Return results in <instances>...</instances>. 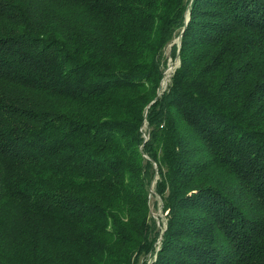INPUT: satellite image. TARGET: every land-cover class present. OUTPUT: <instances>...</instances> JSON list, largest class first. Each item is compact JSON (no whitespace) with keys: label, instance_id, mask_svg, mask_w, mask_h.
<instances>
[{"label":"trees","instance_id":"16d2710c","mask_svg":"<svg viewBox=\"0 0 264 264\" xmlns=\"http://www.w3.org/2000/svg\"><path fill=\"white\" fill-rule=\"evenodd\" d=\"M188 2L0 0V264H264V0Z\"/></svg>","mask_w":264,"mask_h":264},{"label":"rangeland","instance_id":"374dc122","mask_svg":"<svg viewBox=\"0 0 264 264\" xmlns=\"http://www.w3.org/2000/svg\"><path fill=\"white\" fill-rule=\"evenodd\" d=\"M190 2H191V0H189L188 6H189ZM188 16H189V14H188ZM181 32H182V30H181ZM181 32L179 31L177 34H175L173 36V38L171 39V41L168 42L166 44V46L164 47V49H163V59H164L163 68H164V70H163V76L161 78L159 87H162V85H164L163 87L166 86L170 76L172 75V71H174L175 67L179 65V55H178L177 52H176L177 54L175 56L172 55V53H171V47L172 46L171 45L174 42L178 44L179 37H181L180 36ZM170 69H172V70L169 73V75L166 77L165 73H166L167 70H170ZM165 81H166V83H165ZM158 92H160V91H158ZM142 128H143V136H144L145 139H147L148 138V134H147V129L148 128H147L146 123L143 124ZM154 183H155V180L153 179L151 181L150 185H149V191L151 192V194H149V196H150V210H151V213H152V215H153V217L155 219L156 224L158 225V228L160 230L159 232L161 233V231L165 229L166 223H167L166 211H164L161 208L162 202H161L160 198L158 197V195H155L154 193H152L154 191V189H155L154 188ZM154 200H156V203L154 202ZM160 233H159V237L161 238ZM159 237H158V240L155 243V245H157V246H158V244L160 242V238ZM154 256H155V253H152V254L149 253L144 264H148L151 261V259L154 258ZM149 259H150V261L148 262Z\"/></svg>","mask_w":264,"mask_h":264},{"label":"water","instance_id":"95a60500","mask_svg":"<svg viewBox=\"0 0 264 264\" xmlns=\"http://www.w3.org/2000/svg\"><path fill=\"white\" fill-rule=\"evenodd\" d=\"M188 13H189V11L187 10V12H186V19H185V24H184V27H183V29H182V32H183V30H184V28H185V25H186V23H187V21H188V18H189V16H188ZM182 32L180 33V36L182 35ZM180 45V37H179V40H178V46ZM159 93V92H158Z\"/></svg>","mask_w":264,"mask_h":264},{"label":"bare ground","instance_id":"6f19581e","mask_svg":"<svg viewBox=\"0 0 264 264\" xmlns=\"http://www.w3.org/2000/svg\"><path fill=\"white\" fill-rule=\"evenodd\" d=\"M171 70H172V69L166 71V73H165V76H166V77L169 75V73L171 72ZM166 77H165V78H166ZM162 86H163V85H162Z\"/></svg>","mask_w":264,"mask_h":264},{"label":"built area","instance_id":"2783aa9c","mask_svg":"<svg viewBox=\"0 0 264 264\" xmlns=\"http://www.w3.org/2000/svg\"><path fill=\"white\" fill-rule=\"evenodd\" d=\"M165 83H166V81H165ZM165 83H164V84H165ZM163 86H164V85H163ZM148 261H149V260H148Z\"/></svg>","mask_w":264,"mask_h":264}]
</instances>
